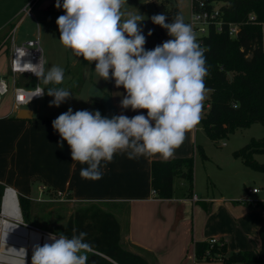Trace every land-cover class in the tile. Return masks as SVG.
Segmentation results:
<instances>
[{
    "label": "crops",
    "instance_id": "0c3cea01",
    "mask_svg": "<svg viewBox=\"0 0 264 264\" xmlns=\"http://www.w3.org/2000/svg\"><path fill=\"white\" fill-rule=\"evenodd\" d=\"M130 1H134L132 7H127L126 4L123 10L128 11L129 15L144 16L145 20L139 24V27L142 28L146 37L145 49L152 50L155 46L167 41L169 39L168 33L165 32L167 30L160 26L156 27L157 25L151 20L153 15L160 12L159 5L162 0ZM138 1L145 4L142 12L136 9ZM28 2L29 0H0V39L7 37L21 21L20 12ZM60 3L62 4L63 0H60ZM149 7H155L156 10L152 11L153 9ZM34 9L41 15L42 20L50 22V28L55 29L58 28L54 26L57 24V18L65 14L62 7H56V0H38ZM127 16L124 18L126 19ZM32 17H36L35 14ZM27 18L26 16L25 19ZM6 29V33L3 34ZM149 30H152L151 36H148ZM41 31L42 27L38 22L39 36ZM50 31L49 34L53 37L60 35ZM30 38L35 37L26 39ZM56 43L60 47L63 46L60 41ZM52 46L55 48L54 43ZM6 53L9 64V49H6ZM75 66L74 78L71 81L78 84L79 72L82 70L87 72V77L93 83L110 94L118 107V115L133 117L137 114H147L146 110L123 109L121 100L126 95L123 87L117 88L114 80L105 81L98 74L91 72L95 69L94 62L82 66L79 57ZM7 73H9V65H7ZM82 81L78 91L75 92L77 95L81 92L84 78ZM41 86L45 88V96L34 101L47 98L45 104L38 102L36 106H31L34 102L32 101L17 108L14 102L13 85L10 92L0 100V183L6 188H11L8 189L5 197L17 198V195H23L31 198L33 203L31 224L27 223V225L45 233H54L64 228L80 203H96L112 213L119 221L123 244L131 251L145 256L150 264H183L184 262L195 264L197 263L195 255L197 241H209L211 238L222 239V223L217 218L224 211L237 215L240 207L224 205L228 197L215 196L214 189L217 184L213 181L214 188L211 190L213 194L209 191L210 186L207 185L206 190L199 187L195 168L192 184L182 177L179 183L176 180L179 177L175 178L174 195L168 199L158 198L152 187V161L163 160L158 155L141 156L133 160L128 159L126 154L118 153L111 163L102 164V179L82 178L81 169L87 165L72 161L71 149L67 142L61 141L59 133L52 127V121L66 112V107L50 106L53 97L46 95L45 85L41 84ZM92 102L91 107L89 105L87 108H78L93 112L99 110L103 116L104 113L96 101ZM48 109L55 112H48ZM21 110L30 112L25 117H20ZM189 139L190 133L172 158L191 155L192 146ZM195 162L197 163V160ZM34 174L41 175L46 182L32 180ZM34 188H37L36 196ZM60 192L65 193L67 198L64 199ZM194 193L199 196V200H193ZM231 201L234 200L231 199ZM56 223L61 228H51ZM240 235L244 240L242 234ZM244 243L247 246L237 247V250L233 252L260 249L252 248L248 240H244ZM191 247H194V255L189 263Z\"/></svg>",
    "mask_w": 264,
    "mask_h": 264
},
{
    "label": "clouds",
    "instance_id": "9594fccd",
    "mask_svg": "<svg viewBox=\"0 0 264 264\" xmlns=\"http://www.w3.org/2000/svg\"><path fill=\"white\" fill-rule=\"evenodd\" d=\"M126 3L63 0L61 4L56 0V7L65 12L56 21L61 44L85 61L94 62L95 72L103 80H114L117 88L123 87V109L147 113L108 118L99 110L73 112L69 108L52 121L61 141L71 149L72 161L87 165L80 172L84 179H102V164L111 163L118 153L133 160L157 155L163 160L172 158L187 134L200 124L209 91L205 49L192 25L180 14L173 22H166L164 14L153 15L152 23L167 30L171 38L146 50V37L139 27L144 16L128 15L125 19ZM33 73L39 83L31 99L45 95L41 83L54 85L46 93L53 97L50 106L59 107L71 97L69 90L55 87L63 84L62 67L53 65L46 70L40 60ZM86 236L85 232L71 238L50 233L51 243L34 246L31 264H87L93 249Z\"/></svg>",
    "mask_w": 264,
    "mask_h": 264
},
{
    "label": "trees",
    "instance_id": "16d2710c",
    "mask_svg": "<svg viewBox=\"0 0 264 264\" xmlns=\"http://www.w3.org/2000/svg\"><path fill=\"white\" fill-rule=\"evenodd\" d=\"M201 2L204 3L203 7L210 11L218 8L226 27L229 23L242 25L236 38L230 37L227 30L217 32L214 26H211L209 34L198 39L201 47L205 49L208 69L205 85L211 91L207 102L208 110L200 122L212 140L228 138L239 128H249L255 123L264 126V0H192L193 9L203 8ZM251 13L255 14V20L250 19ZM178 14L181 15L179 9L172 8L169 22H173ZM80 60L82 66L90 63L82 57ZM46 87H54V85L50 84ZM96 103L105 116L102 104L98 101ZM197 148L204 159L208 158L201 145H197ZM255 153H264V137L252 138L250 143L234 151L233 155L242 158L252 169L264 171V163L254 159ZM194 168V156L153 160L152 187L157 197L162 199L173 197L176 177L185 178L192 184ZM32 180L46 182L37 174L32 175ZM5 189V185L0 183L1 213L4 209V205L2 209V200ZM18 197L20 211L17 218L21 221L23 214L24 222L31 224L32 200L23 195ZM80 232L87 233L85 239L93 249L88 253L87 264H150L145 256L131 251L123 244L119 221L112 213L96 203H80L64 228L54 233L57 235L63 233L71 238L73 235H79ZM259 234L260 249L235 251L228 259L247 264H264V225L260 227ZM48 236L49 233L30 228L28 253L23 252L25 264H27V254L33 251L36 244L51 243ZM220 241L222 244L213 247L208 241H197L195 243L197 262L210 259L206 256L208 250L212 254L217 251H227L225 239Z\"/></svg>",
    "mask_w": 264,
    "mask_h": 264
},
{
    "label": "rangeland",
    "instance_id": "374dc122",
    "mask_svg": "<svg viewBox=\"0 0 264 264\" xmlns=\"http://www.w3.org/2000/svg\"><path fill=\"white\" fill-rule=\"evenodd\" d=\"M133 3L134 1L127 0V7H132ZM137 4L138 6L136 9L142 12L145 8V4L141 1H138ZM159 7L160 12H157V14H164L167 17L166 22H169L170 10L174 7H178L181 15L185 19V22L190 24L193 13L192 0H162ZM149 8L153 9L152 11L156 10L155 7ZM33 12L36 17L27 16L28 18L25 19V21L22 22L18 28V40L22 41L28 37H39L45 57L44 68L47 70L53 65H56L64 69L65 78L63 84L58 85L57 87H63L69 90L72 95L60 105L61 107H66V111L69 108H72L73 112L82 110L80 108H87L89 105L91 107V103H93L91 98L83 101L80 93L79 95L75 94V92L78 91L80 84L83 82L82 80L84 78L85 71L82 70L79 72L78 84L71 81L75 74V62L79 56H76L71 49L65 48L64 46L60 47V45L56 43L60 41V35L53 37V35L49 34L51 33L50 30L55 31L56 35L60 34L59 29L57 27L56 29L50 28L49 21L42 20V17L37 10L34 9ZM125 13V16L130 14L128 11H125ZM37 20L39 25L42 27L40 36L37 34ZM47 25H49V27H47ZM54 26H57V24H54ZM156 27L159 28V25ZM48 28H50L49 32H47ZM6 31L7 29L3 31V34L6 33ZM53 43L55 48L52 46ZM7 47L8 46L0 52V75L3 77L7 76L6 79L12 88L13 82L10 71L7 73ZM91 72L95 75L97 74L95 69H92ZM19 85L25 86L28 89H33L37 85V79L25 75L19 79ZM210 94L211 91L209 90L207 92L206 99L203 102L202 116L208 110L207 102L210 98ZM46 101L47 98L40 101H34L31 106H36L38 102H43V104H45ZM47 111L52 113L55 112V110L52 111L51 109H48ZM263 137L264 126L261 123H255L249 128H239L228 138L218 140H212L208 137L201 122L196 129L190 132L189 142L192 146L190 156H194L195 160H197V163L195 162V172H197V182L199 187L206 190L208 185L210 186L209 191L212 193L211 190L214 188L212 184L213 181L217 184L214 189L215 196L218 197L224 195L225 197H228V201L223 203L224 205L231 204L240 207L237 215L232 214L229 211H224L217 218V220L222 223L221 234L223 235L222 239H225L227 243V251H217L214 254L211 253L210 259H204L203 261H199L195 264H247L245 262L229 260L228 258L234 250H237V247L247 246V244L244 243V240H248L253 246L252 248H261L259 227L264 225V171L255 170L247 166L242 161L243 159L236 158L233 155V152L250 143L252 138L260 139ZM197 145H201L204 148L208 159H204L202 157ZM253 157L258 162L264 163V153H255ZM176 180L180 183L182 178L179 177ZM255 187L260 188L261 192L251 193V190ZM34 194L35 196L37 195V188H34ZM231 199L234 201L232 202ZM19 211L18 199L14 196L5 197L3 209L5 218L2 222L0 237V264H25L23 252L25 250L27 252L28 250L26 230V227L28 226L22 224L17 218L19 217ZM8 216L12 217V219ZM22 218L24 221L23 214ZM53 225L51 228H61V226H58V223ZM240 234H242L244 240L241 239ZM32 252L33 251H30L27 256V264H31ZM193 255L194 247H191L189 249V263L192 261L190 258L192 259ZM183 264H186V262Z\"/></svg>",
    "mask_w": 264,
    "mask_h": 264
},
{
    "label": "built area",
    "instance_id": "2783aa9c",
    "mask_svg": "<svg viewBox=\"0 0 264 264\" xmlns=\"http://www.w3.org/2000/svg\"><path fill=\"white\" fill-rule=\"evenodd\" d=\"M37 1L38 0H29L28 4L20 12V14L22 15L21 21L13 28V30L7 37L0 39V52L4 50L6 46H8L6 49H9L8 65L14 87V102L17 108L27 105L28 103L37 99H41L45 96L43 95L42 97H33L31 99V96L33 95V92L37 85L33 89H28L25 86L19 85L18 80V78L25 75L37 79V77L33 73V66L38 65L40 63V60L43 66L45 62L43 48L41 46L39 37L26 39L21 42L18 41L17 38V30L24 21L25 17L34 16L33 9ZM203 6L204 3L201 2V7ZM249 17L251 20L256 19V16L253 13H251ZM190 24L192 25L193 30L196 33L197 39L209 34L211 26H214V29L217 32H223L227 30L230 37L236 38L239 35L242 25L241 23H229L226 27L218 8L210 11L204 7L201 9H193ZM38 83L39 81L37 79V84ZM10 90L11 87L6 77L0 76V100L2 99V97L7 95ZM260 192L261 189L258 187H255L251 190V193ZM59 194L64 199L66 198L65 193L60 192ZM192 197L194 201L199 200V196L196 193H194ZM26 226L31 227L27 224ZM208 242L211 247L216 244H222L220 239L217 238H211ZM210 255L211 251L208 250L206 256L210 257Z\"/></svg>",
    "mask_w": 264,
    "mask_h": 264
},
{
    "label": "water",
    "instance_id": "95a60500",
    "mask_svg": "<svg viewBox=\"0 0 264 264\" xmlns=\"http://www.w3.org/2000/svg\"><path fill=\"white\" fill-rule=\"evenodd\" d=\"M80 96L81 99L83 101L88 100L89 98L98 101L102 104V106L104 107L105 110V116L104 117H108L111 118L115 115H118V107L117 105L114 103L112 97L107 94L100 86H98L97 84L93 83L88 77H87V72H85L84 74V83L80 92ZM30 112L28 110H21L19 116L20 117H25L27 115V113ZM8 189H11L9 187H7L5 189V193L3 196V200H2V209H3V203H4V197L6 195V191H8ZM17 199H18V204L20 206V202H19V197L17 195ZM21 209V207H20ZM23 224H27L22 220L20 221Z\"/></svg>",
    "mask_w": 264,
    "mask_h": 264
},
{
    "label": "bare ground",
    "instance_id": "6f19581e",
    "mask_svg": "<svg viewBox=\"0 0 264 264\" xmlns=\"http://www.w3.org/2000/svg\"><path fill=\"white\" fill-rule=\"evenodd\" d=\"M4 199H5V197H4ZM3 205H4V203H3ZM4 218H5V215L3 213H1L0 214V237H1L2 222H3ZM9 218L12 219L11 217H9ZM26 230H27V245H29V231H30V227H26ZM27 253H28V250H27ZM27 256H28V254H27Z\"/></svg>",
    "mask_w": 264,
    "mask_h": 264
}]
</instances>
